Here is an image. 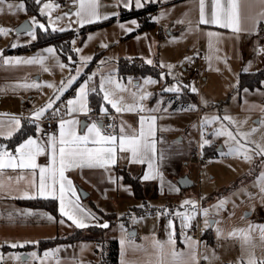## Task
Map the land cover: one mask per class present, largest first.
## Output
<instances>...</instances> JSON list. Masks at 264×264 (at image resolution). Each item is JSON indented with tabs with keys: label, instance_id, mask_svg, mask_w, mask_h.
I'll use <instances>...</instances> for the list:
<instances>
[{
	"label": "crops",
	"instance_id": "1",
	"mask_svg": "<svg viewBox=\"0 0 264 264\" xmlns=\"http://www.w3.org/2000/svg\"><path fill=\"white\" fill-rule=\"evenodd\" d=\"M31 1L36 3V0ZM50 1L52 0H41V6ZM20 2L21 0H5L3 4H0V28H3L6 33L0 34V131L6 132L14 118L20 121L19 130L14 131L10 137L0 135V147L14 155L19 144L31 135L43 149L41 154L35 157L36 164L41 167L48 166L50 150L46 142L49 137L41 138L36 125L38 124L41 130V121L53 115L59 120L56 134L51 135L56 138L57 153L61 121H75L74 124L66 123L65 130L71 129L78 136L88 133L87 126L95 123L100 127L101 135L117 137L116 160L114 164H106L104 167L77 164L64 172L66 182L71 181L77 193V196L73 197L70 192H66V199L74 200L84 213H91L95 217L88 221L89 226L86 228H77L66 216H61L58 199L59 182L56 184V198L50 195L43 197L39 195V167L35 170L27 168L0 170V183L3 184V188L0 189V264H106L103 262V255L106 253V241L109 239L117 242V264H121L122 260L124 264H203L205 262L213 264V258L206 259V256L205 259L202 258L201 239H193L189 235L196 220H191L188 227L179 228L177 222L179 217L174 216L172 202L182 194L186 195L184 193L186 189H182L177 182L183 167L180 162L181 148L177 146L180 142L169 136V127L162 120L178 116H194L195 127L197 125L199 129L201 117L215 113H203L198 108H192L196 97L190 90L189 83H185L184 80L183 84H178L180 90L164 91L167 87L159 85L161 62L158 57L164 56L165 53H172L174 50L185 49V45L196 47V52L200 51L204 56L201 65L199 64L202 81L206 80L205 76L211 75V67H213L211 62L215 57L220 58L224 54L230 55V58L232 54L233 58L235 54L240 56L241 61L239 60L240 64L236 69L237 72L239 71V77L241 73L264 70V37L257 34L258 25L264 23V16L261 15L264 13V2L237 0L239 23L234 27H222L210 22L200 23L201 0H142L143 6L140 8L135 6V0H132L130 7H125L127 0H85L86 4L91 5L96 15L92 18V22L84 23L80 22L85 18L84 15H76L80 11L81 0H56L59 8L67 9L70 14L69 18L57 23L58 26L63 25L64 28L61 29L64 30L42 31L38 28L36 37L40 32L45 31L78 32L83 27L113 19L106 26L89 33L105 30L106 52L114 53L115 56L108 58L110 71H113L111 74L108 73V59L104 58L103 63L98 61L94 65L93 63L85 65L80 73L72 69L71 72L63 74L61 73L62 64L56 63L53 65L56 72L52 75L46 74L47 65L38 62L31 55L37 51L44 53L42 50L54 46L46 45L31 49L29 45L36 39L25 42L23 38L14 36L15 28L24 20L28 21L29 15L41 18L38 6L37 14H28L26 9L25 11L9 10L8 4L15 6ZM62 3L65 4V8L61 7ZM148 5L156 6L150 16L151 25L148 28L141 29L140 21L135 18L127 20L119 18L122 11L140 10ZM214 6L217 14L223 16L228 9L229 0H203L206 21H211ZM132 20H135L137 24L133 25ZM13 44L16 46L13 47ZM149 48L157 52V59H154L155 62L151 65L145 64L139 54ZM54 49V54H59L55 47ZM126 53L136 56L126 58ZM16 57L22 58L23 61L32 59L34 62L5 64L4 58ZM120 60L135 61L153 70L150 75L121 74L118 67ZM96 70H99L101 79L97 83H92L91 76ZM111 75L115 77L114 82L108 81ZM43 76L49 78L45 89L34 84ZM72 77L75 79L71 85H68L67 82ZM128 77L134 80L150 78L154 81L151 84H158L162 90L157 95L155 89L150 90L147 101L138 99L136 96L128 100V105L120 104L121 111L118 112L112 107V103L104 100V92H108L110 100L114 101L109 84L118 85L120 79L126 83L125 78ZM62 81L65 90L58 93ZM102 82L104 91H101ZM106 84L109 89L106 88ZM81 85L85 86L87 93L85 110H81L78 103L68 104L69 100H76L77 91ZM240 88L246 90L238 104L241 111L252 116H263L264 79L254 88L249 86H240ZM260 93L261 99L258 98ZM57 94L59 99L52 108L46 109L44 115L36 120L32 113L46 105L49 98L55 99ZM102 105L105 108L103 113L100 111ZM69 108L73 110L69 112ZM197 112L201 113L199 117L196 116ZM141 117L144 118L145 140L154 145V154L152 151L147 153V157H152L151 170L147 157L144 163H130L131 153L126 150L121 151L119 148V137L122 134L126 137L140 136ZM81 122L85 123L83 127ZM105 123H112L114 128L105 129ZM121 128L124 130L123 133ZM171 130L175 129L171 128ZM21 131H23V137L16 140V135ZM200 139L201 136L199 141ZM106 146L91 142L87 145L88 148ZM205 149L202 148L204 156ZM161 156H163L162 159ZM145 171L151 172V179H140ZM124 175L140 186L141 199L135 197L134 188L128 181H124ZM24 193H28L29 196H25ZM81 193L85 196L82 197ZM196 200V202L200 201L199 197H196ZM31 201L51 203L49 207L32 206L26 203ZM143 201L148 208L153 209V212L144 214L132 212L130 220L116 222L133 208H141ZM168 208L169 213L166 212ZM9 213L12 214V219H9ZM159 213L162 217L158 216ZM106 215L113 217L112 224H108L104 218ZM49 216L52 217L51 220L48 219ZM164 216L167 217L166 220ZM169 220L172 221V225L174 221V227H168ZM104 223H107L108 227L99 226ZM170 233H174V246L167 243ZM122 239L125 240L123 246ZM42 241H51V243L44 245ZM156 241L161 242L163 247H158ZM12 244L16 247H11ZM173 248L175 252L181 254L175 259L172 256Z\"/></svg>",
	"mask_w": 264,
	"mask_h": 264
},
{
	"label": "rangeland",
	"instance_id": "2",
	"mask_svg": "<svg viewBox=\"0 0 264 264\" xmlns=\"http://www.w3.org/2000/svg\"><path fill=\"white\" fill-rule=\"evenodd\" d=\"M46 4L52 5V7L50 10H46L43 15L39 10V17L41 18L33 15L28 16L31 29V19L35 17L39 24L45 26L42 31L47 29L52 31L64 30L61 29L64 28L63 25L58 26L57 23L70 17L67 9H60L56 0ZM38 28L34 29L35 35ZM14 36L23 38L25 42L34 40L28 35V31L18 35L14 33ZM79 40V36L71 40L65 58L60 54L49 53L45 50H42L44 53L37 51L31 57L47 65L46 74L52 75L56 72L53 66L56 63L63 65L61 70L63 74L71 72L72 69H75L76 73H80L85 65L92 63L94 65L98 61L103 63L104 58L110 59L115 56L114 53L106 52L105 30L88 32L83 37L82 42ZM50 47L54 49L52 46L47 48ZM196 49V47L185 45V49L174 50L172 53H165L164 56L158 57L161 62L160 86L169 88L175 85L176 91H178L180 90L178 84L189 83L190 90L195 89L192 92L196 97V102L192 108H198L203 113H215L211 116H202L199 129H197V125L195 127L194 116H178L162 120L169 127V136L180 142L177 145L181 148L180 162L183 164L180 175L187 177L193 183L190 188L184 190L186 195L182 194L175 199L172 202L173 207H171L174 209V216L179 217L177 219L179 228H182L185 217H190L186 221L190 225L191 220H196L199 214L202 233V258L205 259V256L206 259L213 258V264H248L250 259H255L259 264L260 261H264V231H262L264 229V193L261 192V189L264 188V179H261L262 174H264V155L258 154L260 148H264V115L252 116L242 112L238 107L246 90L239 86V71L237 72L236 69L241 60L240 56H236V54L234 58L233 54L231 58L230 55L227 56L226 54L220 58L215 57L211 62L213 64L211 75L205 76L206 80L202 81L199 71L201 83L199 85L191 83L189 71L195 59ZM139 54L145 64L148 65L157 59V52L152 48ZM132 56L136 55L127 53L125 55L126 58ZM83 57L88 59L84 61L82 60ZM109 59L107 61L109 63L108 73L111 74L113 71H110ZM147 61H151V63ZM169 65L171 68L168 67ZM78 68L80 69L79 72H77ZM98 71L93 72L92 83L100 81L101 77ZM125 79L127 84L121 79L118 85L113 83L111 86L109 84L114 95V101L116 100L119 108L121 107L120 104L128 105V100L134 99L136 96L138 99L144 97L142 100L147 101L152 89H155L156 95L162 90L158 84L145 83L147 77L135 80L132 77ZM48 80V77L43 76L39 81L35 80L36 83L34 84L45 89ZM114 80L115 77L111 75L108 81L114 82ZM106 88H108L107 84ZM260 96L261 93L259 99H261ZM214 117L218 119L213 120ZM225 117H229L230 120L225 119ZM171 128L175 130H171ZM221 129L232 132L236 138L235 141L226 135H214ZM239 134H244L243 138ZM200 136L201 143L199 144L201 148H206L204 157L208 161L197 168L189 155L197 145ZM205 140L207 143L203 142ZM236 141H239V145L244 146V150L250 157L249 160H245L243 154H228L230 147L238 146ZM210 144L212 145L208 147ZM210 153L212 154L210 155ZM198 193L199 195H197ZM196 197H199V202H201L199 208ZM184 201H192L194 205L192 203L183 204ZM169 210L168 208L166 212L169 213ZM205 210H207L206 214ZM158 216L162 217L161 213ZM164 219L166 220L167 217L164 216ZM205 221L208 223L206 224ZM116 222L120 223L121 220ZM172 226L174 227V221Z\"/></svg>",
	"mask_w": 264,
	"mask_h": 264
},
{
	"label": "snow or ice",
	"instance_id": "3",
	"mask_svg": "<svg viewBox=\"0 0 264 264\" xmlns=\"http://www.w3.org/2000/svg\"><path fill=\"white\" fill-rule=\"evenodd\" d=\"M5 0H0V4H3ZM264 2V0H262ZM36 4L39 7L40 13L43 15L46 10H50L52 5L49 4H43L41 6V0H36ZM132 4V0H127V3H125V7H130ZM135 6L137 8H140L143 6L142 0H135ZM9 10H15V11H25V4L23 3V0L17 5L8 4ZM84 15V19H82L80 22H92V18L96 15V13L91 9V5L86 4L85 0H81L80 3V11L76 13V15L81 16ZM262 16H264V13H261ZM107 19V17H105ZM240 15H239V4L237 0H229V6L226 12L223 16H219L217 14V11L214 10L212 12V19L211 21L205 20L204 15V7H203V0H201V13H200V23H213V24H219L222 27H234L239 23ZM131 23L133 25H136L137 22L135 20H132ZM32 29H26L28 31V35L32 37V39H36L35 31L34 29L39 27L41 30L45 28L43 24H39L37 19L35 17H32L31 19ZM121 28H124L123 25H120ZM127 30V29H125ZM238 30V29H237ZM0 34H6L5 30L3 28H0ZM75 43V41H73ZM13 47L16 45L13 44ZM104 46V45H102ZM45 51L52 53L54 51L53 48H47ZM76 51H79L76 49ZM88 58L83 57L82 60L86 61ZM5 64L16 62H27L32 63L34 62L32 59H29L27 61H23L22 58H4ZM148 63H151V61H147ZM63 67V65H61ZM171 68V65L168 66ZM79 68L77 69V72H79ZM75 79V77H72L68 80V85H71L72 81ZM150 78L145 81V83H153ZM87 83V82H85ZM49 87H52V85H48ZM65 90L64 82H61V87L58 89V93H62ZM176 86L173 85L169 88L164 89V91H176ZM101 91H104L103 88V82L101 84ZM192 91H195L193 88ZM87 93L85 91V86L81 85L80 89L77 91V98L75 101L69 100L68 104L73 105L74 103H78L80 105L81 110H85V97ZM144 97H141L143 99ZM59 99V95L57 94L55 96V99L49 98V101L38 109L37 111L32 113V116L39 120L45 113L46 109L52 108V106L56 103V101ZM104 100L112 103V107L116 109V111H121V108L118 107L117 103L110 100V95L108 92H104ZM191 108V106H190ZM73 109L69 108V112H71ZM131 110V109H129ZM101 113L105 111L104 106H101L100 109ZM154 119V118H152ZM218 119V118H212ZM225 119H229V117H225ZM210 122V121H209ZM74 124L75 121H61L60 123V137H59V150L57 153V142L56 138L54 136H49L47 140V147L50 150L49 152V164L46 167L38 166L35 162V157L43 151L41 147H39L38 142L33 139L31 135L27 137L26 140H24L23 143L19 144V146L15 150V154H9L8 151L0 147V170L5 168H21V169H33L39 167V195L40 196H47L50 195L53 198H56V184L59 182V211L62 217L66 216L68 220L72 222L77 228H86L89 226L88 221L95 219L91 213H84V210L79 207L72 199H66V192H70L73 197L77 196L76 190L73 188L71 181H67L64 176V172L66 169L74 166V165H88V166H96L99 165L100 167H104L106 164H114L115 163V150H116V140L117 137L114 135H101L100 127L97 124H92L88 127V133H86L84 136H78L74 131L71 129L65 130V124ZM143 123L144 118L141 117V130H140V136L139 137H126L123 134L119 137V148L121 151H128L131 153V156L129 157L130 163H144L145 159L147 157V153L149 151H152L154 154V145L150 142L145 140V132L143 129ZM20 128V121L18 119H13L10 122V125L8 127V130L0 131V135L7 137H10L14 131L19 130ZM37 132L40 131V127L37 124L36 125ZM123 128H121V133H123ZM214 135H226L229 137V139L235 141V136L232 132L227 131L226 129L218 130ZM243 138L244 134H239ZM93 144H100V145H107L106 147H100V148H88V143ZM204 143H207V141H203ZM237 147H230L229 148V155H241L243 154L245 160H249L250 157L247 154V151L244 150L243 145H239V141H236ZM127 146V147H126ZM259 147V146H258ZM260 155H264V148H260V152L258 153ZM163 156H161V159ZM148 159V165L149 169H152V157H147ZM57 174H58V181H57ZM152 178V174L150 171H145L144 175L140 177L141 180H149ZM261 179H264V174H262ZM35 187V185H33ZM3 188V184L0 183V189ZM261 192L264 193V188L261 189ZM25 196H29L28 193H24ZM78 198V197H77ZM192 203L194 205V202L192 201H184L183 204H189ZM207 210H205L206 214ZM177 215H180V213H177ZM13 216L11 213H9V219H12ZM48 219H52L51 216L48 217ZM190 217H185V221L183 222V227H188V223L186 222ZM63 223V221H61ZM207 224L208 221H205ZM100 227H108L107 223L99 225ZM123 230V225L120 226ZM168 227H172V221L169 220ZM235 231V230H234ZM264 231V229H262ZM128 234H126L127 236ZM134 235V234H132ZM174 233L169 234V238L167 243L172 244L174 246L175 241L173 240ZM125 243V240H121V245L123 246ZM158 247H163L162 243L159 241L155 242ZM11 247H16L15 244H12ZM123 256V251L121 253ZM181 254L175 252L173 248L172 256L173 258L179 257ZM121 264H124L123 260ZM248 264H257L255 259H250L248 261ZM259 264H264V261H260Z\"/></svg>",
	"mask_w": 264,
	"mask_h": 264
},
{
	"label": "trees",
	"instance_id": "4",
	"mask_svg": "<svg viewBox=\"0 0 264 264\" xmlns=\"http://www.w3.org/2000/svg\"><path fill=\"white\" fill-rule=\"evenodd\" d=\"M25 4V9L28 14H37V5L31 0H23ZM156 6L155 5H148L143 9L140 10H134L131 9L129 11H122L120 13L119 18L122 20H127L131 18H135L138 21H140V28L145 29L148 28L151 25L150 16L154 12ZM113 19H109L100 23L92 24L86 27L81 28L78 32L75 31H64V32H40L36 38V40L29 45V48L34 49L38 47H43L46 45H53L56 50L59 52L60 55L65 57V53L69 51V45L71 40H73L76 36H80V40H83V37L86 33L102 28L109 24ZM119 72L121 74L126 75H150L151 70H153L151 67L141 65L136 63L135 61H123L120 60L118 62ZM264 79V70H259L252 73H241L239 77V83L240 86H249L250 88H254L256 85L259 84V82ZM16 140H19L21 137H23V131L19 132L16 135ZM205 154V153H204ZM212 153H210L211 155ZM124 181H128L132 187L134 188L135 197L136 198H142L141 196V189L140 186L130 179L128 176H123ZM27 204H30L32 206H50L49 204L51 202L48 201H31L26 202ZM53 212L55 210L53 209ZM138 213V214H144V213H151L153 212L152 208H148L146 205V202H142L141 208H133L126 214H124L122 217H120L118 220L128 221L129 217L131 216V213ZM106 218L108 224H112L113 217L112 216H104ZM106 253L103 255V262L106 264H117V242L116 240L109 239L106 241ZM51 241H42V244L48 245Z\"/></svg>",
	"mask_w": 264,
	"mask_h": 264
},
{
	"label": "built area",
	"instance_id": "5",
	"mask_svg": "<svg viewBox=\"0 0 264 264\" xmlns=\"http://www.w3.org/2000/svg\"><path fill=\"white\" fill-rule=\"evenodd\" d=\"M62 8H65V4L62 3L61 4ZM257 34L260 37H264V23H261L258 25L257 27ZM204 60V56L202 54V52L197 51L196 55H195V59H194V65L191 67L190 69V73H191V81L193 84L195 85H199L201 83V77L199 74V64ZM27 102L29 101L28 99L26 100ZM201 115L200 112L196 113V116L199 117ZM58 122L59 120L54 117L53 115H49L47 116L45 119H43L41 121V125H42V129L40 130V137L41 138H47L51 135L56 134L57 132V128H58ZM104 128L105 129H111L114 128V125L112 123H105L104 124ZM200 141L199 139L197 140V145L191 150L190 152V159L194 161L195 165L197 167H199L202 164L207 163V159L204 157L203 155V151L201 148V145L199 144ZM197 207H200V202H197ZM200 224H201V220L199 218V214L198 217L196 218L195 224L193 226V228L189 231V235L191 238L193 239H197L200 240L202 237V233L200 230Z\"/></svg>",
	"mask_w": 264,
	"mask_h": 264
},
{
	"label": "water",
	"instance_id": "6",
	"mask_svg": "<svg viewBox=\"0 0 264 264\" xmlns=\"http://www.w3.org/2000/svg\"><path fill=\"white\" fill-rule=\"evenodd\" d=\"M26 29H31V26H30V24H29V22L27 20H24L22 23H20L15 28V33L19 34V33L27 32ZM84 125H85V123L84 122H81V127H83ZM177 182H178V185L182 189L190 188L193 185V183L187 177H180ZM81 195H82V197L85 196L82 193H81ZM210 225H212V222H210Z\"/></svg>",
	"mask_w": 264,
	"mask_h": 264
},
{
	"label": "bare ground",
	"instance_id": "7",
	"mask_svg": "<svg viewBox=\"0 0 264 264\" xmlns=\"http://www.w3.org/2000/svg\"><path fill=\"white\" fill-rule=\"evenodd\" d=\"M206 158V157H205Z\"/></svg>",
	"mask_w": 264,
	"mask_h": 264
}]
</instances>
